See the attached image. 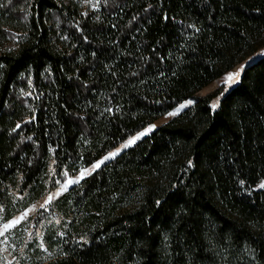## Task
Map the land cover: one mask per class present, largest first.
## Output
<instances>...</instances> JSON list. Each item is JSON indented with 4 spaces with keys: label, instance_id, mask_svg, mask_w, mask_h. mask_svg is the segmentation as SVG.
Wrapping results in <instances>:
<instances>
[{
    "label": "trees",
    "instance_id": "trees-1",
    "mask_svg": "<svg viewBox=\"0 0 264 264\" xmlns=\"http://www.w3.org/2000/svg\"><path fill=\"white\" fill-rule=\"evenodd\" d=\"M93 2L0 0V200L194 103L56 198L39 264H264V56L197 94L264 46V0Z\"/></svg>",
    "mask_w": 264,
    "mask_h": 264
},
{
    "label": "rangeland",
    "instance_id": "rangeland-1",
    "mask_svg": "<svg viewBox=\"0 0 264 264\" xmlns=\"http://www.w3.org/2000/svg\"><path fill=\"white\" fill-rule=\"evenodd\" d=\"M93 1L94 0H82V3L84 6L89 3H92L91 5H93ZM5 44L9 45L11 43L6 42ZM260 56H264V46L260 47L253 54L245 57L224 74L202 87L197 94L205 95L211 92H216L217 94L212 98L210 105L212 106L213 103H216L217 105L221 93L224 94L230 87L238 82L236 81L230 85L223 84L226 74L229 72H236L240 69L241 65L245 66ZM218 97L219 99H217ZM189 100L191 99L183 100L176 107L159 116L143 129L120 143L113 150L101 156L91 164L80 167L75 173L62 170V172L65 173L63 178H60L57 175L55 160L49 158L46 169L40 175L43 187H41L40 195L36 198L30 199V195L34 192L32 191V188L28 190L21 189L19 185L7 186V189L4 190L2 200H0V233H2L0 234V264H39L60 256V253L62 252L60 240L63 237V229L65 227L66 219H64L62 211L58 210L56 205H54L56 198L71 185L78 183L83 177L90 173L93 170V165L97 162L103 161L102 163H104L120 151L132 145L133 143H127L130 139L138 137L135 139V141H137L142 137L139 134L145 132V129H148L153 125L156 127L174 116L168 115L169 113L174 112L177 109H179L178 112H180L191 105L187 104V101ZM182 104L186 106L183 109H180V105ZM154 128H152V130ZM149 132H146L145 135ZM110 153H115V155L110 156ZM105 157H108V159H105ZM102 163H100V165ZM85 170H88L87 174L81 177V173ZM69 180L74 182L69 184L67 183ZM261 184H264V179H261L256 184L255 188H261L259 187ZM63 185H66V188L61 190ZM57 192H59V195H56ZM50 196L52 199L46 204L45 201L49 200ZM22 215L24 218L21 219L18 224H15L8 229H4L3 226L5 224L19 219Z\"/></svg>",
    "mask_w": 264,
    "mask_h": 264
},
{
    "label": "snow or ice",
    "instance_id": "snow-or-ice-1",
    "mask_svg": "<svg viewBox=\"0 0 264 264\" xmlns=\"http://www.w3.org/2000/svg\"><path fill=\"white\" fill-rule=\"evenodd\" d=\"M244 67H245L244 65H241V66H240V69H238L236 72H229V73H227L226 76L224 77L223 84H228V85H230V84H232V83L238 81L241 72L244 70ZM221 86H223V85H221ZM226 90H227V89H226ZM222 95H223V93H221V96H222ZM217 99H219V97H218ZM192 103H194V101H192V100L187 101V104H192ZM185 106H186V105H184V104L180 105V109H183ZM216 107H217L216 103H213V104H212V108L215 109ZM178 111H179V109H177V110L174 111V112L169 113L168 115H176ZM17 127H19V125H17ZM154 127H155L154 125H153V126H150L148 129H145V132H142V133H140L139 135H141V136L145 135L146 132L151 131L152 128H154ZM137 138H138V137H135V138H133V139H130L127 143H128V144H132V143L135 142V139H137ZM125 146H126V145H125ZM109 155L112 156V155H115V153H110ZM105 159H108V157H105ZM102 162H103V161H100V162H97L95 165H93V169L99 167V166H100V163H102ZM87 172H88V170L83 171V172L81 173V177H83V175H86ZM73 182H74V181L69 180L67 183L70 184V183H73ZM259 187L264 188V184H261ZM64 188H66V185H63L61 190H64ZM56 195H59V192H57ZM51 199H52V197L50 196V197H49V200H46L45 203L47 204ZM23 218H24V216L22 215L19 219H16V220L10 221L9 223H7V224H5V225L3 226L4 229H8V228L12 227L13 225L18 224L19 221H20L21 219H23ZM0 234H2V233H0Z\"/></svg>",
    "mask_w": 264,
    "mask_h": 264
}]
</instances>
